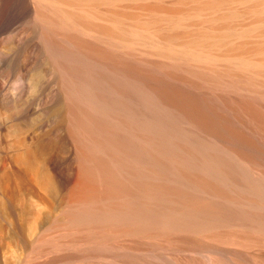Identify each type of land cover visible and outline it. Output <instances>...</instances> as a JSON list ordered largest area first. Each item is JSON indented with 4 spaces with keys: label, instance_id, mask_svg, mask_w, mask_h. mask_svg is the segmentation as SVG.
I'll list each match as a JSON object with an SVG mask.
<instances>
[{
    "label": "bare ground",
    "instance_id": "1",
    "mask_svg": "<svg viewBox=\"0 0 264 264\" xmlns=\"http://www.w3.org/2000/svg\"><path fill=\"white\" fill-rule=\"evenodd\" d=\"M244 1L0 0V264H264Z\"/></svg>",
    "mask_w": 264,
    "mask_h": 264
},
{
    "label": "rangeland",
    "instance_id": "2",
    "mask_svg": "<svg viewBox=\"0 0 264 264\" xmlns=\"http://www.w3.org/2000/svg\"><path fill=\"white\" fill-rule=\"evenodd\" d=\"M245 1H246V0H245ZM245 1L243 2L242 5H245V4H246ZM250 1H251V2H250ZM250 1H247V5H248L249 3H255V4H257V2H258V5H261V6L263 5V6H264V4H263V3H264V0H258V1L256 0L257 2L254 1V0H250ZM261 1H262V2H261ZM260 2H261V3H260ZM240 4H241V3H240ZM82 36H83V35H82ZM149 65H150V64H149ZM149 65H148V66H149ZM143 67H144V68L147 67V62H143ZM147 68H148V67H147ZM147 68H146V69H147ZM150 70H151V69H150ZM150 70H149V71H150ZM153 71H158V70H153ZM182 71H185V70H182ZM259 71H264V69H260Z\"/></svg>",
    "mask_w": 264,
    "mask_h": 264
}]
</instances>
